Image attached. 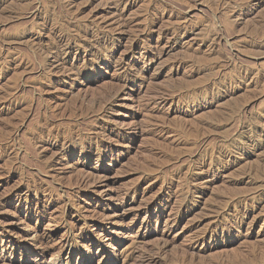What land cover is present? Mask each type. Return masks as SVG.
<instances>
[{"label": "rangeland", "instance_id": "obj_1", "mask_svg": "<svg viewBox=\"0 0 264 264\" xmlns=\"http://www.w3.org/2000/svg\"><path fill=\"white\" fill-rule=\"evenodd\" d=\"M0 264H264V0H0Z\"/></svg>", "mask_w": 264, "mask_h": 264}, {"label": "bare ground", "instance_id": "obj_2", "mask_svg": "<svg viewBox=\"0 0 264 264\" xmlns=\"http://www.w3.org/2000/svg\"><path fill=\"white\" fill-rule=\"evenodd\" d=\"M64 66V65H63ZM47 249V248H46Z\"/></svg>", "mask_w": 264, "mask_h": 264}]
</instances>
